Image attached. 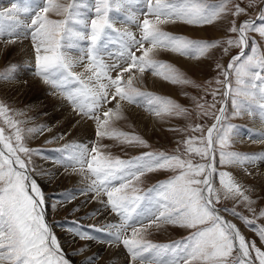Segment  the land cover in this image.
<instances>
[{
  "label": "snow or ice",
  "instance_id": "snow-or-ice-1",
  "mask_svg": "<svg viewBox=\"0 0 264 264\" xmlns=\"http://www.w3.org/2000/svg\"><path fill=\"white\" fill-rule=\"evenodd\" d=\"M142 2L146 11L138 15L130 7L133 0H94L88 13L81 12L80 0H39L35 5L29 0H24L23 5L14 0L10 9L0 11V41L8 45L30 39L35 54L33 74L49 86L50 94H59L66 100L78 116L94 121L97 141L91 145L66 144L62 164L90 180L81 192L106 197L102 203L111 208L119 222L100 229L89 227L107 230L109 238L104 242L122 245L130 257L129 264H264V248L249 241L224 215L230 212L264 244V225L256 224L257 219H264V209L257 212L249 194L251 188L242 185L232 172L223 170L234 166L247 173V166L264 162V153L230 150L239 134L237 126L229 122L232 117L252 116L256 111L264 121V51L253 47L251 55L244 52L249 33L264 38V0H259L262 6L256 18L239 24L235 18L246 14L247 9L233 0ZM257 2L247 0L248 8ZM113 13H124L126 22L138 29L139 38L127 28L116 27L125 21ZM224 14L233 17L227 31L234 37L192 39L163 27L176 23L203 27ZM113 44L121 49L120 61L107 63L104 57L110 55L107 50ZM233 47L240 51L227 66L217 63V78L204 85L156 58L161 51H167L200 60L212 49L221 48L227 55ZM73 49L78 53L73 54ZM13 71L14 66L9 69ZM146 73L172 85L201 88L205 95H211V103L204 97L191 99L199 110L197 115L210 118L212 123H189L181 129H170L187 133L171 154L148 151L127 160L113 157L105 151L109 145L99 141L108 138L129 146L149 147L141 136L116 127L117 121L126 119L122 102L143 107L159 120L191 115L188 108L172 98L136 87ZM213 83L217 87L212 88ZM229 97L233 109L230 116L225 106ZM113 101L115 107L106 108ZM11 111L0 103V264H70L45 219L44 193L31 175L35 171L30 168L34 150L25 142V132L42 133L46 129L40 126L25 130L19 126L22 122L10 115ZM248 138L264 143V133H249ZM158 171L174 174L142 190V178ZM222 199L235 203L231 208L220 207ZM240 204L252 213V219L236 210ZM52 207L55 210L57 205ZM165 225L188 229L189 235L167 244L145 239L149 229L159 230ZM73 234L80 240L93 239L83 229L73 230ZM78 251H87V247ZM96 259L95 255L87 257L82 264H94Z\"/></svg>",
  "mask_w": 264,
  "mask_h": 264
},
{
  "label": "rangeland",
  "instance_id": "rangeland-1",
  "mask_svg": "<svg viewBox=\"0 0 264 264\" xmlns=\"http://www.w3.org/2000/svg\"><path fill=\"white\" fill-rule=\"evenodd\" d=\"M13 2L14 0H0V11L10 9ZM208 2L218 3L219 0H208ZM20 3L21 5H23L24 0H20ZM29 3L35 5L39 3V0H29ZM80 3L82 5L80 9L81 12L88 13L89 8L93 6L94 0H80ZM233 3H239L241 7L247 9L246 14H242L238 18H235L238 24L243 20L256 18V16L259 14L260 7L262 6L259 3V0L256 6L252 8H248L247 0H233ZM130 7L132 11L136 12L138 15L140 12L146 11L142 0L140 3H136L135 0H133V3L130 5ZM229 7H231V5ZM89 15H91V13H89ZM113 15L117 16L120 21H125L123 23L118 22L116 27L121 29L127 28L129 31L133 32L137 36V38H139L138 29L134 27L135 25L126 22L124 13H113ZM142 18L143 17H141V19ZM21 19H25V17L21 15ZM232 19L233 17L230 14H224L213 24L204 25L203 27L190 26L182 23L168 24L164 25L163 27L165 31L171 32L175 35H183L192 39L212 41L226 39L228 36H235V34L227 31ZM212 26H217L219 28V31L214 34H212L210 31H207L206 34H203L200 30H198L202 28H209ZM22 41H25L27 43V46H29L30 49V53H33H31V56L34 58L35 54L34 50H32L33 48L31 40L25 39ZM0 44L5 45L2 41H0ZM253 47H257L259 50L264 51V38L260 37L257 33H249L248 47L244 49L245 55H251ZM71 51L73 52V54L78 53L77 49H73ZM120 51L121 49L119 45H110L109 49L107 50L110 55H105V61L107 63H116L120 61ZM239 51L240 49L233 47L230 48L228 54L225 55L221 48H216L210 50L206 58H202L200 60L190 59L192 61H195L193 62L192 67L196 69L197 74L192 70L187 69L182 62L171 57L172 54H178L161 51L156 58L174 65L180 71L185 73V75L196 84L204 85L205 82L214 81L217 78V63L227 66L231 57L236 55ZM12 52L14 53L16 51L9 50L8 52H6L5 50L4 62L2 63V65H0V75H10L11 77L10 79L0 78V103H3L12 110L10 112V115H12L15 120L21 121L22 123L19 126L24 128L25 130L29 128H38L40 126H44V128L46 129L42 133L34 132L28 134L27 132H25V142L29 148L34 150L31 155L30 164V168L35 169V171L32 172L34 176L38 177L45 174L46 179L49 180V183H53L56 181V183L52 185V187H41L46 201L45 218L48 220L47 222L50 225L53 234L57 237L63 250L66 249V246H69L71 251H73L71 253H74L76 255H79L81 253L78 251L79 249L86 246L87 251H84L82 253H88L87 257L95 255L97 259L94 261V264H129L130 257L122 245L108 244L104 242L109 238L107 230L97 231L89 227L90 225H95L96 229H100L107 224L119 222V217L111 211V208L108 207L105 203H102V201H106V197H104L103 195L96 196L92 192H81V189H86L88 187V185L90 184V180L82 177L79 171L73 172L71 168L65 169L62 164L63 159L67 155L66 152L62 151L66 144L91 145V142L97 141L94 121L87 118H82L81 116L77 115V118H81L90 122L89 124L92 128V130L88 132V135L87 133H85L81 137V131L78 128L69 127L72 125V120L61 126H56V122L60 117L57 115L58 113L53 109V103L55 102L48 101L49 97L37 98L38 96H47L48 93H51V89L49 88V86L46 85V87L49 88V91L37 96V93L29 92L28 89L26 91H22V88H24L25 86H29V83L26 81L27 78H29V76H35L33 74L34 59L32 58L29 63H23L24 60L21 61L16 59ZM139 54L140 53H137V55ZM12 66L15 67V71L9 72V69ZM76 71H82V68H77ZM113 75H115V73H113ZM37 78L40 79L39 77ZM21 83H24V85ZM174 86L177 88L175 94L156 89L155 87L149 86L146 82H136V87H138L141 91H147L157 95L170 97L185 108H188L191 112L190 117H172L166 118L165 120H159L146 112L143 107H137L135 105H129L126 102H123V104L126 103L129 106L139 109L143 113L147 114V116H149L150 118H155V128H149V131L147 126L148 121L143 117V115L142 121L144 125L138 124L139 121L136 120V117L131 116H127L125 120L116 122V127L125 132L134 133L141 136L144 140L147 141L149 147L144 148L141 146H129L126 144L118 143L117 141L112 139L104 138L102 141H99V143L109 145V148H107L105 151L111 153L113 157H119L125 160L139 156L143 152L148 151H163L171 154L177 148V141L186 136L187 133L172 131L170 129H181L186 127V125L189 123H204L206 125H210L212 123V120L210 118H201L197 115L199 110L196 109L191 97H204L209 103H211V95H205L204 91L201 88H196L192 85ZM211 87L215 88L217 87V85L213 83ZM185 93L187 95H185ZM219 99L220 97L218 96L217 100ZM61 100L67 107V109L65 110L69 112V109L73 112L72 107L68 104V102L63 98ZM225 106L230 116L233 110L230 97L227 99V103ZM107 107L114 108L115 101L107 105L106 108ZM216 107L219 108L220 104L217 103ZM19 113H22V115ZM229 122L237 126L239 134L230 150L240 153H264V143L258 142L259 140L257 139L248 138L249 133H264V121H262L259 111H256L252 116L244 115L243 117L239 118L232 117L230 118ZM61 136L63 137L62 139L60 138ZM255 141L259 143V146L258 143L256 145H251ZM247 169V173L242 168L234 166H228L223 170L232 172L236 179L242 185L251 188L252 191L249 194L255 201L253 207H255L257 209V212H259L260 209H264V162H258L255 166L249 165L247 166ZM248 173H251V175H249ZM173 174L174 173L171 171H158L149 173L146 177L142 178L143 183L139 186L142 190L150 188L158 182L167 180ZM61 178L63 179L61 180ZM38 185L40 186V184ZM69 197L74 198L71 199L70 202L60 203L61 201H68ZM234 203L235 202L232 200L222 199L219 206L231 208L233 207ZM54 204L57 205L55 210H53L52 207ZM100 205H102L101 207L103 209L108 210L110 216L103 215L101 210L97 209V207H99ZM74 208H79V211L74 212ZM236 210L242 213L244 216L249 217L250 219L253 218L252 213H250L243 204L237 205ZM224 215L228 220H231L237 225V227L249 241L254 240L256 241L257 246L264 248V244H261L257 234L251 228L247 227L241 220L233 217L230 212L224 213ZM256 224L264 225V219H257ZM80 229L88 232L93 237V239L80 240L78 237H76L73 234V230ZM189 231L190 230L188 229L173 225H165L159 230L153 227L148 230L145 239L150 240L153 243L167 244L175 241H181L183 238L189 235ZM68 232L69 234H67ZM73 241L75 243L72 244ZM99 244H102L104 246H101L102 248L94 249ZM109 247H115L116 249H118L117 252H121V255L123 254L127 260L125 262L124 260L120 261V257H115L110 253L107 254V249Z\"/></svg>",
  "mask_w": 264,
  "mask_h": 264
},
{
  "label": "bare ground",
  "instance_id": "bare-ground-1",
  "mask_svg": "<svg viewBox=\"0 0 264 264\" xmlns=\"http://www.w3.org/2000/svg\"><path fill=\"white\" fill-rule=\"evenodd\" d=\"M135 27V26H134ZM200 30L203 34H206L207 31H210L212 34L214 33H217L219 31V28L217 26L215 27H209V28H202V29H198ZM5 50L6 52H8L9 50H13V51H16V52H12L13 55L16 57V59L18 60H21L23 61V63H29L30 60L33 58L31 56V53H30V49H29V46H27V43L25 41H18L17 43L15 44H8V45H2L0 44V65H2V63L4 62V56H5ZM33 50V49H32ZM33 54V53H32ZM173 59L175 60H178L180 62L183 63V65L189 69V70H192L194 73L197 74L196 72V69H194L192 67V64L193 62L195 61H192L190 59H187V58H182L178 55H174L172 54L171 56ZM34 59V58H33ZM28 83H29V86L28 87H24L22 88L23 90L22 91H26L28 89L29 92H33V93H37V95L39 94H44L46 93L47 91H49V88L46 87V85L40 80L38 79L37 77L35 76H29V78H27L26 80ZM141 83H147L149 86H152V87H155L156 89H160V90H164L165 92H170V93H176V87L170 83H168L167 81H164L160 78H155L153 77L150 73H146L145 76L143 77V79L140 81ZM24 85V83H21ZM146 85V84H145ZM16 86V85H15ZM46 95V94H45ZM46 97H49L48 98V101H53L55 103H53V109L55 110V112H57L58 116L60 118H58L57 120V125L56 126H61L63 124H66L67 122H69L70 120H72V125L69 126V127H76L78 128L81 133H80V137L82 135H84L85 133H87L88 135V132L90 130H92L91 128V125L89 124L90 122L84 120V119H81V118H77V114L72 112L71 110L68 109V111L70 112H67L65 109H67L66 105L64 104V102L61 100L62 98L59 96V95H53V94H50L48 93L47 96H38L37 98H46ZM123 103V102H122ZM124 105V115H126V118L127 116H131V117H136V120L139 121L138 124H142L144 125L143 121H142V115L143 117L148 121L147 122V126H148V131H149V128H155V125H156V120L150 118L149 116H147V114L143 113L142 111H140L139 109L135 108V107H132V106H129L127 105L126 103L123 104ZM148 117V118H147ZM79 121V122H78ZM91 134V133H90ZM260 142V141H258ZM258 142H253L251 145H256ZM261 143V142H260ZM258 146H259V143H258ZM46 163V162H45ZM49 168V167H48ZM50 169V168H49ZM264 171V170H263ZM262 172V171H261ZM32 177L34 179H36L37 183L40 184V188L42 186H45L46 187H52V185H54L56 183L53 182V183H49V180L46 179V175H41V176H38V177H35L33 173H31ZM260 175V174H259ZM69 177V176H68ZM63 178H61L62 180ZM44 184V185H43ZM57 188V187H56ZM51 190V189H49ZM86 196V195H85ZM88 197V196H87ZM46 202V201H45ZM98 202V201H97ZM102 205H100L99 207H97V209H100L101 212L103 213V215H107V216H110V214L108 213V210L106 209H103L101 207ZM45 209H46V203H45ZM51 210V209H50ZM49 210V211H50ZM106 218V217H105ZM46 219V218H45ZM46 221H48L46 219ZM48 223V222H47ZM61 231V230H60ZM69 234V232L67 233ZM68 236V235H67ZM69 237V236H68ZM71 242V241H70ZM79 242V241H78ZM75 243L74 241L72 242V244ZM71 245V244H70ZM93 245V244H92ZM104 245L102 244H99L96 248L94 249H97V248H102ZM63 250V249H62ZM118 249H116L115 247H109L107 249V254H112L113 256L115 257H120L119 260L122 261L124 260V262L127 260L125 258V256L122 254L121 255V252H117ZM73 251H71L70 247L66 246V249L63 250V253L64 255L66 256V258L69 259L70 261V264H82V261H84L86 258H87V254H82L80 253L79 255H76L74 253H71ZM92 252V251H90ZM89 252V253H90ZM123 253V252H122ZM102 262V261H101ZM107 263V262H106Z\"/></svg>",
  "mask_w": 264,
  "mask_h": 264
}]
</instances>
